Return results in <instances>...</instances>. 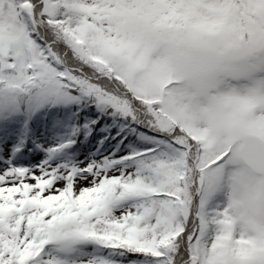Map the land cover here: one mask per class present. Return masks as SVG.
Listing matches in <instances>:
<instances>
[{"label": "snow or ice", "instance_id": "6c2138e0", "mask_svg": "<svg viewBox=\"0 0 264 264\" xmlns=\"http://www.w3.org/2000/svg\"><path fill=\"white\" fill-rule=\"evenodd\" d=\"M0 264H264V0H0Z\"/></svg>", "mask_w": 264, "mask_h": 264}]
</instances>
